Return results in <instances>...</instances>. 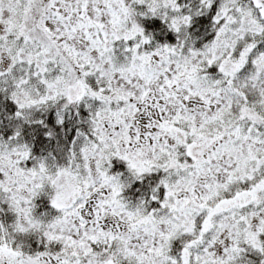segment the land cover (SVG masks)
<instances>
[{
  "label": "snow or ice",
  "instance_id": "1",
  "mask_svg": "<svg viewBox=\"0 0 264 264\" xmlns=\"http://www.w3.org/2000/svg\"><path fill=\"white\" fill-rule=\"evenodd\" d=\"M0 264H264V0H0Z\"/></svg>",
  "mask_w": 264,
  "mask_h": 264
}]
</instances>
